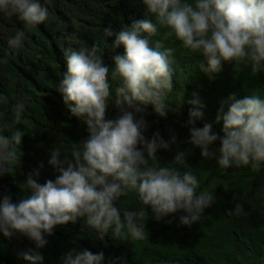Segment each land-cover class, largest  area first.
<instances>
[{
	"label": "clouds",
	"instance_id": "clouds-1",
	"mask_svg": "<svg viewBox=\"0 0 264 264\" xmlns=\"http://www.w3.org/2000/svg\"><path fill=\"white\" fill-rule=\"evenodd\" d=\"M149 18L134 20L119 31L104 27L106 38H113V50L123 47V54L112 58L114 68L103 61L97 44L82 42L78 50L64 53L66 71L58 83V93L70 113L87 127V137L75 144L71 160H60L59 148L51 152L49 164L56 169L55 179L43 184L28 174L24 184L31 194L13 202L10 194H0V234L12 239L16 234L43 248L44 234L52 235L57 226L84 219L101 239L111 230L115 238L142 241L146 232V208L160 221L176 213L182 226L191 227L212 206L213 194L197 191L198 177L170 164L158 162V150H170L177 141L175 134L165 141L159 131L151 139L146 111L140 105H152L160 117L167 116L164 102L173 88L175 69L172 48L154 44L149 37L163 29L164 38H174L183 49L203 57L200 69L207 74L220 72L222 62L246 67L253 74L264 72V0H142ZM0 14L15 16L30 31L48 18L41 0H0ZM154 18V21H153ZM25 31L9 38L11 48H19ZM206 64V66H205ZM110 79L118 81L115 98L110 97ZM111 105L117 111L106 119ZM216 116L222 121V135L212 131L211 124L202 128L194 122L202 118L204 105L193 100V109L185 126L188 143L200 149L202 158H216L221 168L264 165V98L252 95L228 98ZM18 122L25 103L14 105ZM24 133L16 129L10 135L0 131V176L9 173L20 160L19 146ZM219 148H210L215 143ZM185 152H177L171 164L183 163ZM150 161L156 163H150ZM41 168L43 165L40 166ZM130 192L143 205L138 211L121 209L117 201ZM243 205L237 203L227 215H239ZM171 223V221H169ZM27 264H42L43 256L29 249L18 254ZM103 252L82 250L69 253L63 264H103ZM110 264H117L111 261Z\"/></svg>",
	"mask_w": 264,
	"mask_h": 264
},
{
	"label": "trees",
	"instance_id": "trees-1",
	"mask_svg": "<svg viewBox=\"0 0 264 264\" xmlns=\"http://www.w3.org/2000/svg\"><path fill=\"white\" fill-rule=\"evenodd\" d=\"M41 3L48 9V18L30 31L15 16L0 14V131L6 136L16 129L24 133L20 160L9 173L0 176V194H10L13 202L31 194L24 187L28 174L39 171L34 178L40 184L55 179L58 173L49 164L54 149H60V160H71L75 144L88 135L86 125L70 113L58 93V83L66 71L65 51L78 50L82 42L88 46L95 43L111 71L115 66L112 57L122 55L124 49L120 47L115 53L111 46L114 37L106 38L104 27L111 24L115 32L134 20L151 18L142 0ZM18 31H25L22 45L11 48L8 40ZM149 39L174 50L175 72L173 88L164 97L166 117L158 116L150 104L140 105L150 124L145 135L151 139L159 131L168 141L175 134L177 141L170 150H158V162L181 171L191 170L199 180L197 191L213 194L212 206L191 227L180 224L182 212L157 221L151 209L146 208L149 235L142 241L115 238L111 230L101 239L82 218L55 227L50 236L44 234L47 243L43 248L19 234L10 240L0 234V264H27L18 254L29 249L43 256L42 264H63L67 254L82 250L103 252V264L113 260L117 264H264V165L258 170L235 164L221 168L216 158H202L200 149L188 143L189 129L185 126L194 107L191 101L199 100L204 105L203 115L194 126L211 124L212 131L222 135V121L216 122L221 105L226 112L232 94L240 99L255 94L264 98V72L253 74L249 68L222 62L220 72L207 74L200 69L203 57L183 49L174 38L165 39L163 29ZM118 83L110 79L112 99ZM20 101L25 103V111L17 122L13 108ZM109 103L106 119H113L118 113L111 100ZM219 146L217 142L210 148ZM178 151L185 152L184 162L171 164ZM237 203L243 205L242 213L227 215ZM117 206L130 211L143 207L132 192L121 197Z\"/></svg>",
	"mask_w": 264,
	"mask_h": 264
}]
</instances>
